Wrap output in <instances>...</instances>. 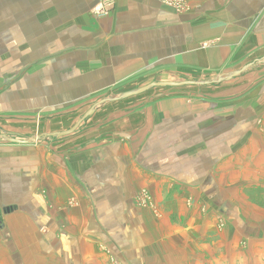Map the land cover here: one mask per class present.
Returning a JSON list of instances; mask_svg holds the SVG:
<instances>
[{
  "label": "crops",
  "instance_id": "crops-1",
  "mask_svg": "<svg viewBox=\"0 0 264 264\" xmlns=\"http://www.w3.org/2000/svg\"><path fill=\"white\" fill-rule=\"evenodd\" d=\"M181 1L0 0V132L264 57V0ZM192 88L106 104L72 140L0 142V264H264V206L238 200L264 196V72Z\"/></svg>",
  "mask_w": 264,
  "mask_h": 264
},
{
  "label": "water",
  "instance_id": "water-1",
  "mask_svg": "<svg viewBox=\"0 0 264 264\" xmlns=\"http://www.w3.org/2000/svg\"><path fill=\"white\" fill-rule=\"evenodd\" d=\"M264 65V57L257 59L256 61L249 63L248 65L244 66L243 68L239 70H235L228 73H223L218 75L215 79L210 80H197V81H180V82H153L147 86L127 91L120 95L110 96L103 98L100 100L97 104H95L89 111H87L84 116L78 120V122L69 130L63 131V132H57L53 134H43L41 136H36L31 139L21 140L14 138L11 134H2L0 135V140L4 141L6 143L16 144V145H34L41 141H47L51 138H63L70 135L75 134L78 129L81 127V125L91 118L98 109L103 107L106 104L116 103L124 100H128L134 97L142 96L144 94L149 93L150 91L154 89H165V88H185V87H207V86H213V85H222L225 83L232 82L250 71ZM123 136V135H122ZM8 209L0 210V219L2 217L3 213H6Z\"/></svg>",
  "mask_w": 264,
  "mask_h": 264
},
{
  "label": "rangeland",
  "instance_id": "rangeland-1",
  "mask_svg": "<svg viewBox=\"0 0 264 264\" xmlns=\"http://www.w3.org/2000/svg\"><path fill=\"white\" fill-rule=\"evenodd\" d=\"M258 58L259 57H256V58L251 59L249 61V63H252V62L256 61V59H258ZM260 58H263V57H260ZM249 63H247L246 65H248ZM246 65H244V66H246ZM241 66H243V65H241ZM241 66L238 67V69H236V70H239V69H241V68L244 67V66L243 67H241ZM233 71H235V70H233ZM252 71L253 72H251L250 74H248V75L246 74V77L251 76L253 74L257 75L259 72L263 73L264 72V65H262V66H260V67H258L256 69H254ZM230 72H232V71H230ZM225 73H228V72H225ZM217 76H213V77H210V78H207V79H200V80L203 81V80L215 79ZM153 82H158V81H153ZM153 82L149 81L147 83L131 84L129 86L124 87L123 89H120V90L116 91L115 93H108L106 95H104V93H102V94L100 93V94L97 95L96 99H94L92 101V103L90 105V109L95 104H97L100 100H102L103 98L110 97V96H115V95H120V94H123V93H125L127 91H131V90H135V89H138V88L147 86V85H149V84H151ZM197 89H199V90H207L208 88H206V87H199V88L198 87H193L192 88V91H199ZM160 91H162V90L154 89V90L150 91L149 93L145 94V96H143L142 98L143 99L144 98L145 99H150L153 95H156ZM96 113L91 118H89L88 120H86L81 125V127L78 129V131L75 134L70 135L69 137L64 138V139H66V140H72L73 138H75L77 136H82V135H84L86 133L92 132L93 131L92 128H94V126H96L97 124L98 125H103L104 124V121L102 120L103 117L102 116H97L98 114H96ZM80 115L81 114H78L77 113V114H69V115L64 116V117L63 116L55 117V118L49 120V122H47L44 125V127H43V125H40L39 126V129H38V126L37 125H34L32 127V129H29L28 126H24V128L26 130V134H27V137L26 138L27 139H31L33 137L41 136V135L46 134V133L47 134H53V133H57V132H63V130L64 131H67V130L71 129L72 126L75 125L78 122V120L81 119L84 116V115H82V116H80ZM42 122H45V121H42ZM4 133L5 132H0V135H2ZM56 140H57V138H51L50 141H56ZM0 142H4V141H1L0 140ZM255 198H256L258 204H262L264 206V196H252V195H250V196L245 197V198H243L242 196H239L238 197V200L240 202H242L244 200H247V203H253ZM187 205L189 207L191 206L193 208L195 206V200L193 198H189L188 199V202H187ZM250 205H253V204H248V206H250ZM155 210H154V213H157V216L159 217L158 211H155ZM201 210H202L203 213L208 214V209L206 207H201ZM249 214H256L257 215L258 213L257 212H251L250 211ZM219 220H222V217Z\"/></svg>",
  "mask_w": 264,
  "mask_h": 264
},
{
  "label": "built area",
  "instance_id": "built-area-1",
  "mask_svg": "<svg viewBox=\"0 0 264 264\" xmlns=\"http://www.w3.org/2000/svg\"><path fill=\"white\" fill-rule=\"evenodd\" d=\"M97 4L93 9L97 16H108L116 7L117 0H96ZM166 4L175 7L179 11L186 9L185 4L181 0H161ZM139 204L142 207H152L153 198L148 191H143L138 198ZM156 211V210H155ZM109 264H124L120 259L112 256Z\"/></svg>",
  "mask_w": 264,
  "mask_h": 264
}]
</instances>
